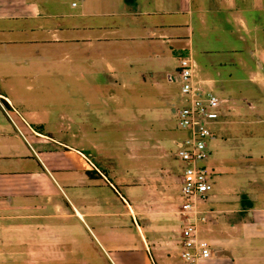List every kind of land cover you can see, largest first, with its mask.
Instances as JSON below:
<instances>
[{
	"label": "crops",
	"instance_id": "1",
	"mask_svg": "<svg viewBox=\"0 0 264 264\" xmlns=\"http://www.w3.org/2000/svg\"><path fill=\"white\" fill-rule=\"evenodd\" d=\"M139 1L130 6L126 0H0V97L40 136H30V146L0 108V264H264V165H258L252 148L239 149L236 131L219 129L217 157L207 165L214 188L201 206L208 222L201 225L200 238L212 257L189 263L181 258V188L179 198L170 196L168 170L151 181L141 175L135 186L118 179L130 198H94L95 182L109 180L96 175L90 153L46 132L34 111L9 96L7 76L24 74L30 66L62 61L75 66L79 55L93 66L88 49L128 40L109 39L105 22L122 14L148 18L140 25L148 32L136 39L175 45L172 52L179 58L203 57L200 78L226 96V120H242L244 102L257 112L255 122L262 121L264 86L254 80L264 74V0ZM195 17L201 36L208 33L206 26L222 35L216 51L208 49L209 42L198 46L192 40ZM96 55L103 71L121 74L105 52ZM124 58V65L133 60ZM223 69L230 75L245 71L253 86L241 87L242 96L235 97L228 80H221ZM165 97L175 108L170 95ZM256 154L264 162L263 153ZM81 185L87 198H75Z\"/></svg>",
	"mask_w": 264,
	"mask_h": 264
},
{
	"label": "rangeland",
	"instance_id": "2",
	"mask_svg": "<svg viewBox=\"0 0 264 264\" xmlns=\"http://www.w3.org/2000/svg\"><path fill=\"white\" fill-rule=\"evenodd\" d=\"M126 3L133 6L140 1L126 0ZM105 22L109 39L128 40L111 43L103 49H88L94 53L93 66L90 65L91 60L79 55L75 66L65 61L56 65H33L24 74L8 75L4 85L11 89V99L22 101L24 106L35 112L46 132L68 146L90 153V159L99 169L95 171L97 175L104 174L109 180L95 182L94 198H130L118 179L135 186L142 183L139 181L141 175L151 181L153 174L162 175L163 170L169 171L170 196L179 198L181 181L179 183L177 175L183 163L177 156L175 141H181L186 134L178 128L174 108L165 97L168 93L176 108L182 105L180 85L171 78H175L181 59L172 52L177 47L136 39L137 35L148 32L140 27L149 22L147 17L136 20L120 14L107 18ZM191 25L194 43L199 46L202 42H209L208 49L216 51L218 38L222 35L206 26L208 33L201 36L196 17ZM115 29L119 31L118 35H115ZM102 51L109 56L111 66L118 69L120 75L111 74L106 68L103 71L102 66L95 63L96 53ZM124 57H132L133 60L124 65L128 59ZM199 58L203 57L194 59L201 67L205 60ZM221 71V80H228L225 84L231 85L237 98L242 96L241 87L253 86L245 71L231 75L229 69ZM254 81L256 85L264 86V74ZM215 91L222 99L226 97L218 89ZM239 105L243 107L245 118L226 120L223 117L216 127L218 132L219 129L221 132L236 131L240 137L236 139L239 149L252 148L253 157L258 165L263 166L264 162L256 153L264 155V110L260 116L262 121L255 122L257 112L249 110L244 102ZM16 107L23 111V107ZM31 127L38 132L35 126ZM37 139L33 138V141ZM213 156L217 157L216 152ZM128 177L132 180L126 181ZM77 191L75 198H87L83 185L78 186ZM144 196L149 198V192H144Z\"/></svg>",
	"mask_w": 264,
	"mask_h": 264
},
{
	"label": "built area",
	"instance_id": "3",
	"mask_svg": "<svg viewBox=\"0 0 264 264\" xmlns=\"http://www.w3.org/2000/svg\"><path fill=\"white\" fill-rule=\"evenodd\" d=\"M174 81L180 85L182 97V105L174 112L178 128L186 134L177 143V156L183 163L178 212L183 218L181 258L197 263L212 257L211 249L200 238L201 225L208 222L201 206L214 188L213 172L206 164L214 154V142L219 136L216 124L224 116L225 101L200 78L199 66L191 56L179 60ZM0 108L17 135L30 146V136L40 137L4 97H0Z\"/></svg>",
	"mask_w": 264,
	"mask_h": 264
},
{
	"label": "trees",
	"instance_id": "4",
	"mask_svg": "<svg viewBox=\"0 0 264 264\" xmlns=\"http://www.w3.org/2000/svg\"><path fill=\"white\" fill-rule=\"evenodd\" d=\"M96 174V173H95ZM97 175V174H96Z\"/></svg>",
	"mask_w": 264,
	"mask_h": 264
}]
</instances>
